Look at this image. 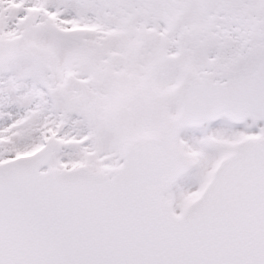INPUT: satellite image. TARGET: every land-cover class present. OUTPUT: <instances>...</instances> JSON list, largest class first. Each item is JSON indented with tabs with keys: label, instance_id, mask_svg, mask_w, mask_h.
Wrapping results in <instances>:
<instances>
[{
	"label": "snow or ice",
	"instance_id": "obj_1",
	"mask_svg": "<svg viewBox=\"0 0 264 264\" xmlns=\"http://www.w3.org/2000/svg\"><path fill=\"white\" fill-rule=\"evenodd\" d=\"M0 264H264V0H0Z\"/></svg>",
	"mask_w": 264,
	"mask_h": 264
}]
</instances>
